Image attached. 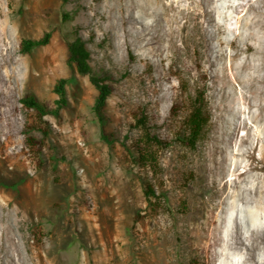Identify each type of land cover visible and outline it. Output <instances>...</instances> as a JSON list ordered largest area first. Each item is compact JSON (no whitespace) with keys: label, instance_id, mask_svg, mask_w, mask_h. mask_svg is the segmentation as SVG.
Instances as JSON below:
<instances>
[{"label":"rangeland","instance_id":"rangeland-1","mask_svg":"<svg viewBox=\"0 0 264 264\" xmlns=\"http://www.w3.org/2000/svg\"><path fill=\"white\" fill-rule=\"evenodd\" d=\"M114 1L0 0V264H16L13 257L16 260L21 253L29 262L42 264L224 262L226 219L218 214L221 227L207 219L237 186L228 178L222 191L214 184L212 146L239 115L246 123L238 128V143L246 139L252 146L244 163L256 164L264 152V119H252L249 113L251 109L259 113L264 104V0H249L233 12L236 41L254 47L236 59H231L236 48L219 45L218 27L197 13L190 0ZM250 5L257 7L248 10ZM63 12L73 18L63 21ZM249 18L261 22L250 28ZM219 19L229 24L225 16ZM47 30L53 32L48 44L31 53L21 51L23 38H39ZM76 32L88 39L95 69L112 75L106 126L120 138L113 146L99 136L92 111L96 87L67 61L68 41ZM220 48L222 63L217 59ZM60 77L69 78V104L60 117H45L51 127L47 137L32 131L43 142L37 157L26 146L23 131L37 119L21 98L34 93L54 106V85ZM198 89L206 92L212 118L204 138L190 148L178 132ZM142 112L152 130L170 142L159 151L156 171L140 167L122 143H131L141 134L135 125ZM146 182L159 195L153 201L145 194ZM259 253L264 256V251Z\"/></svg>","mask_w":264,"mask_h":264},{"label":"bare ground","instance_id":"bare-ground-1","mask_svg":"<svg viewBox=\"0 0 264 264\" xmlns=\"http://www.w3.org/2000/svg\"><path fill=\"white\" fill-rule=\"evenodd\" d=\"M116 1V0H115ZM114 1V3H115ZM118 1V0H117ZM135 1V0H134ZM139 1V0H138ZM140 1H148L149 0H140ZM163 1V0H158ZM249 0H190V6L193 7L199 13L201 16L208 18L209 21L213 22L214 25L218 27V30L215 31L219 34H221V37L218 38L219 45H231L232 47L236 48V52L231 54V59H236V57H239V55L242 52H249L254 47L253 45L246 43H238L235 39L234 34V27L232 24V19L234 18V11L239 10L242 8ZM252 1V0H251ZM250 1V2H251ZM136 2V1H135ZM185 2V1H184ZM249 2V3H250ZM259 2V1H258ZM121 3V1H120ZM119 3V4H120ZM126 3V1H125ZM129 3V2H128ZM122 4V3H121ZM166 4V3H165ZM172 4V3H171ZM176 4V3H175ZM184 4V3H183ZM248 4V3H247ZM160 5V4H159ZM122 6V5H121ZM125 6V4H124ZM137 6V5H136ZM149 6V5H148ZM255 5H250V10ZM162 7V6H161ZM180 7V6H179ZM183 7V6H182ZM257 7V6H255ZM254 7V8H255ZM122 8V7H121ZM138 8V7H137ZM136 8V9H137ZM141 8V6H140ZM163 8V7H162ZM169 7H167L168 9ZM173 8V7H172ZM185 7H183L184 9ZM244 8V7H243ZM253 8V9H254ZM135 9V10H136ZM139 9V8H138ZM148 9V8H147ZM156 9V8H155ZM259 9V7H258ZM261 9V8H260ZM247 10V9H246ZM256 10V9H255ZM138 11V10H137ZM172 12V10H170ZM252 11V10H251ZM167 12V11H166ZM191 12V11H190ZM242 12V11H240ZM249 12V11H248ZM254 12V10L252 11ZM256 12V11H255ZM137 13V12H136ZM142 12H138L137 15ZM165 13V12H163ZM177 13V12H175ZM174 13V16H175ZM196 13V12H195ZM196 13V14H197ZM150 14V13H149ZM161 14V13H160ZM184 14V12H183ZM186 14V13H185ZM191 14V13H190ZM245 14V13H244ZM243 14V15H244ZM255 14V13H254ZM155 15V14H154ZM181 15V14H180ZM242 15V16H243ZM148 16V15H147ZM152 16V15H151ZM165 16V15H162ZM183 16V15H182ZM189 16V14H188ZM225 16L227 20H230L225 25L224 23H220L219 17ZM239 16V15H238ZM256 16V14H255ZM146 17V15H145ZM160 17L161 16H157ZM171 17V16H170ZM176 17V16H175ZM186 17V16H185ZM202 17V18H203ZM138 18V17H137ZM150 18V17H149ZM148 18V19H149ZM174 18V17H173ZM180 18V17H179ZM192 18V17H191ZM142 19V18H141ZM167 19V18H165ZM186 19V18H185ZM193 19V18H192ZM212 19V20H211ZM147 20V19H145ZM143 20V21H145ZM152 20V18H151ZM149 20V22H151ZM207 20V19H206ZM225 20V19H224ZM165 20H163L164 22ZM169 21V20H167ZM166 21V22H167ZM179 21V20H178ZM194 21V20H193ZM208 21V20H207ZM239 21V20H238ZM260 19L253 20L252 18H249L247 21V24L250 28L254 27V24L260 23ZM264 22V21H263ZM147 23V22H146ZM145 23V24H146ZM152 23V22H151ZM176 23V22H175ZM209 23V22H207ZM153 24V23H152ZM160 24V23H159ZM172 24V23H170ZM196 24V23H194ZM192 24V25H194ZM163 25V24H162ZM169 25V24H168ZM180 25V23H179ZM182 25V24H181ZM239 25V24H238ZM154 26V25H153ZM166 26V25H163ZM171 26V25H170ZM185 26V25H184ZM195 26V25H194ZM236 26V25H235ZM144 27V26H143ZM191 27V26H190ZM206 27V26H205ZM209 27V26H208ZM140 28V27H139ZM149 28V25H148ZM156 28V27H155ZM154 28V29H155ZM166 28V27H165ZM196 28V27H195ZM147 29V28H146ZM194 29V28H192ZM208 29V28H207ZM140 30V29H139ZM171 30V29H169ZM168 30V31H169ZM173 30V29H172ZM183 30V27H182ZM203 30V29H201ZM128 31V30H127ZM155 31V30H154ZM177 31V30H176ZM198 31V30H197ZM206 31V30H205ZM132 32V31H131ZM144 32V31H143ZM164 32V31H163ZM173 32V31H172ZM194 32V31H193ZM214 32V31H213ZM138 33V30H137ZM168 33V32H167ZM166 33V35H167ZM201 33V32H200ZM150 34V33H148ZM158 34V33H157ZM170 34V32H169ZM174 34V33H173ZM178 34V33H177ZM198 34V33H197ZM154 35V34H153ZM172 35V34H171ZM191 35V34H190ZM200 35V34H199ZM212 35V34H211ZM155 36V35H154ZM180 36V35H179ZM201 36V35H200ZM214 36V35H213ZM144 37V36H143ZM152 37V36H151ZM160 37V36H159ZM168 37V35L166 36ZM206 37V36H205ZM209 37V36H208ZM163 38V37H162ZM170 38V37H169ZM174 36V40H175ZM180 38V37H179ZM178 38V39H179ZM152 39V38H151ZM149 40V39H148ZM167 40V39H166ZM172 40V39H171ZM194 40V39H193ZM212 40V39H211ZM216 40V39H215ZM252 40V39H251ZM151 41V40H150ZM149 41V42H150ZM157 41V40H156ZM179 41V40H178ZM182 41V39H181ZM206 41V40H205ZM240 41V40H239ZM173 42V40H172ZM212 42V41H211ZM183 43V42H182ZM209 43V42H208ZM169 44V43H168ZM153 45V44H152ZM163 45V43H162ZM176 45V44H175ZM264 45V44H263ZM262 45V46H263ZM174 46V45H173ZM184 46V45H183ZM207 46V45H206ZM213 46V45H212ZM169 47V45H168ZM172 47V46H171ZM185 47V46H184ZM152 48V47H151ZM232 48V50L234 49ZM171 49V48H170ZM205 49V48H204ZM226 49V48H225ZM229 49V48H228ZM231 50V51H232ZM150 51V50H149ZM160 51V50H159ZM158 51V52H159ZM166 53L167 50L165 49ZM154 52V51H153ZM157 52V53H158ZM219 54L217 55V59H221L222 54L224 53V50L220 48L218 50ZM168 54V53H167ZM247 54V53H246ZM256 54V53H255ZM258 54V53H257ZM162 55H164L162 53ZM250 55V53H249ZM168 56V55H167ZM165 56V57H167ZM209 56V55H208ZM254 56V55H253ZM162 57V56H161ZM243 57V56H242ZM254 58V57H253ZM209 59V58H208ZM227 59V58H226ZM225 59V60H226ZM248 59V58H247ZM259 59V58H258ZM229 60V59H228ZM250 60V59H249ZM233 61V60H232ZM261 61V60H260ZM230 62V61H229ZM264 62V61H262ZM206 63V61H205ZM222 63V61H221ZM207 64V63H206ZM247 61L244 60L242 62V66H246ZM251 64V63H250ZM230 65V64H229ZM233 65V64H232ZM264 65V64H263ZM210 66V65H209ZM217 66V65H216ZM249 66V65H248ZM247 66V67H248ZM251 66V65H250ZM219 67V66H218ZM256 67V66H254ZM259 67V66H258ZM224 68V65L222 64L220 67ZM246 68V67H245ZM249 68V67H248ZM164 69V68H163ZM234 69V68H233ZM244 69V68H243ZM247 69V68H246ZM245 69V70H246ZM250 69V68H249ZM261 69H263L261 67ZM219 70V72H220ZM228 70V69H227ZM251 70V69H250ZM164 71V70H162ZM218 71V70H217ZM242 71V70H241ZM167 72V71H166ZM229 72V71H228ZM260 72V71H259ZM259 72L257 74H259ZM165 74V73H164ZM167 74V73H166ZM256 74V73H255ZM221 75V74H220ZM263 75V74H262ZM209 76V75H208ZM214 76H216L214 74ZM231 76V75H230ZM169 77V76H168ZM260 77V76H259ZM167 78V77H166ZM220 78V76H219ZM222 78V76H221ZM172 79V78H171ZM262 80V79H261ZM160 81V80H159ZM259 81V80H258ZM161 82V81H160ZM211 82V81H210ZM254 82V81H253ZM159 83V82H158ZM219 83V82H218ZM230 83V82H229ZM261 84V83H260ZM263 84V82H262ZM218 85V84H217ZM242 85V84H241ZM253 85V84H252ZM164 87V86H163ZM217 87V86H216ZM239 87V86H238ZM256 87V86H254ZM251 88V87H250ZM259 88V87H258ZM261 88V87H260ZM173 89V88H172ZM240 89H242L240 87ZM256 89V88H255ZM218 90V89H217ZM238 90V89H237ZM244 91V90H243ZM258 91V89L256 90ZM264 91V90H263ZM217 92V91H216ZM251 93V92H250ZM259 93V92H258ZM257 95H260L258 94ZM239 94V93H238ZM247 94V93H246ZM256 94V93H255ZM256 95V96H257ZM226 96V95H224ZM247 95H244L243 97H246ZM262 96V95H260ZM254 97V96H253ZM252 98V97H250ZM216 99V98H215ZM248 99V98H247ZM246 99V100H247ZM253 99V98H252ZM264 100V97L262 98ZM242 100V99H241ZM240 100V101H241ZM224 101V99H223ZM261 101V100H260ZM253 102V101H252ZM258 102V101H257ZM256 102V103H257ZM218 103V102H217ZM219 104V103H218ZM241 104V102H240ZM254 104V103H253ZM225 105V104H224ZM249 105V104H248ZM260 105V102H259ZM219 106V105H218ZM243 106V105H242ZM251 106V105H250ZM254 106V105H253ZM258 106V104L256 105ZM255 106V107H256ZM224 107V106H223ZM219 108V107H218ZM217 108V109H218ZM243 108V107H242ZM241 108V109H242ZM251 109V108H250ZM248 109V111L250 110ZM259 109V108H258ZM260 112H255L252 109L249 113L252 115V119L261 117L264 119V104L260 105ZM222 110V109H221ZM246 110V109H245ZM244 110V111H245ZM257 110V109H256ZM242 111V110H241ZM247 111V110H246ZM221 112V111H220ZM240 112V111H239ZM217 113V112H216ZM223 113V112H221ZM225 113V112H224ZM248 113V112H246ZM248 113V114H249ZM227 114V113H226ZM237 115V114H236ZM235 115V116H236ZM241 115V114H240ZM222 116V114H221ZM224 116V115H223ZM243 116V115H242ZM249 116V115H248ZM238 119L234 120L232 122V127L227 128L229 131L223 135L221 138H217L216 142L213 143L212 146V153H211V165H210V173L213 177L214 184L217 185L219 188L218 190L222 191L224 188L223 180L225 178H228V181L231 185H236L237 189L235 188V192L233 194L229 193L221 202L218 203L219 209L218 212L215 214H210L208 217V222H212L213 224H217V227H221V224L218 225V214L223 215L222 219H226L228 228L226 231V235L224 236L225 240H227V251L224 250V262L223 264H240V260L247 262L248 264H264V256H260L259 251H264V152L262 153V156L260 157V160L252 165H246L244 163L245 155L248 152H251L252 146L247 143L246 139L245 142L242 144L238 143V137H239V131L238 128L241 126V124L245 122L246 118H242L238 115ZM246 117V116H245ZM234 118V117H233ZM221 119V118H219ZM225 119V117H224ZM249 119V118H248ZM262 120V119H260ZM223 121V120H222ZM228 121V120H227ZM247 121V120H246ZM218 122V121H217ZM255 122V121H254ZM264 122V121H263ZM231 123V122H230ZM246 123V122H245ZM260 123V122H259ZM224 125V124H223ZM231 125V124H230ZM250 125V124H249ZM247 125V126H249ZM215 127V126H214ZM219 127V126H218ZM217 127V128H218ZM245 128V127H244ZM250 128V127H249ZM215 129V128H214ZM226 129V128H225ZM243 130V128H241ZM255 129V127H254ZM251 130V129H250ZM241 131V130H240ZM247 131V130H246ZM254 131V130H253ZM258 131V130H257ZM243 132V131H241ZM262 132L264 133V126H262ZM257 133V132H256ZM215 134V133H214ZM219 134V133H218ZM241 134V133H240ZM253 134V132H252ZM216 135V134H215ZM258 135V134H257ZM219 136V135H218ZM245 134L242 135L244 137ZM254 136V135H253ZM261 136V135H260ZM249 137V136H248ZM257 137V136H255ZM259 138V137H258ZM260 139V138H259ZM244 140V138L242 139ZM213 141V140H212ZM261 143V142H260ZM263 145H264V139H263ZM259 146V145H258ZM259 148V147H258ZM260 149V148H259ZM255 150V147H253V151ZM263 151V150H262ZM208 154V152H207ZM257 154L256 156H258ZM206 156V155H205ZM209 156V155H208ZM208 159V158H207ZM206 159V160H207ZM248 161V160H247ZM250 163V162H248ZM203 165V164H202ZM229 171L230 174H229ZM263 171V172H261ZM230 177H227V176ZM240 178H245V182L241 181ZM255 179H259V182H252ZM211 182V181H210ZM226 183V181H225ZM229 184V183H228ZM212 186V185H211ZM214 186V185H213ZM205 187V186H204ZM229 187V186H228ZM234 188V187H233ZM231 188V190L233 189ZM212 190V189H211ZM228 191V190H227ZM234 191V189H233ZM209 192V191H208ZM225 192V191H224ZM200 193V192H199ZM214 193V192H213ZM220 194V193H219ZM213 195V194H211ZM221 195V194H220ZM223 197V196H222ZM221 197V198H222ZM207 199V198H206ZM240 200H243V204H240ZM204 201V200H203ZM201 202V201H200ZM200 205V204H199ZM215 206V205H214ZM208 207V205H207ZM213 207V206H212ZM200 209V208H199ZM203 209V207H202ZM209 215V214H208ZM203 216V215H202ZM202 219V218H201ZM201 221V220H200ZM195 222V221H194ZM224 222V221H223ZM197 223V222H196ZM194 225V224H193ZM202 225V224H200ZM224 225V224H223ZM197 227V226H196ZM203 227V226H202ZM226 228V227H225ZM201 229V228H200ZM204 232V231H203ZM223 235V234H222ZM200 238V237H199ZM198 238V239H199ZM235 243H238L239 246L235 247ZM258 246V247H257ZM226 248V247H225ZM21 256L19 258H14V261L16 264H42L41 262H33L28 261L25 256ZM240 258V260H239ZM222 264V263H220ZM242 264V263H241Z\"/></svg>","mask_w":264,"mask_h":264},{"label":"trees","instance_id":"trees-1","mask_svg":"<svg viewBox=\"0 0 264 264\" xmlns=\"http://www.w3.org/2000/svg\"><path fill=\"white\" fill-rule=\"evenodd\" d=\"M62 1L68 3L70 0ZM72 18L73 15L70 12H63V21L66 22ZM52 35V30H47L39 38H23L21 51L23 53H31L36 47L48 44ZM68 51V64L77 72L88 75L90 81L97 89L98 93L92 105V111L99 124V136L102 141L113 146L120 138L115 133L108 132L106 126V107L108 99L113 92L112 75L107 72L100 73L95 69L91 62L92 51L88 45V39L79 34V32H76L75 37L68 41ZM68 82L69 78L67 77H60L56 81L54 92L57 94V98L54 101V106H50L34 93L26 94L21 98L23 106L28 110H33L37 119V123L33 125L26 124L23 129L26 134V146L34 156L38 157L41 154L43 142L32 131L35 129L41 131L43 138L50 134L51 127L45 117L47 115L60 117L62 109L69 104ZM211 118L206 92L198 89L191 97L187 112L182 119L180 131L178 132L180 141L190 148L197 147L205 136ZM135 126L141 130V134L131 143L125 140H122V143L140 167L156 171L160 165L159 151L161 148L169 146L170 142L152 130L148 116L143 112L142 114H137ZM145 194L149 201H153V198H158L159 196L156 188L149 182H146Z\"/></svg>","mask_w":264,"mask_h":264}]
</instances>
